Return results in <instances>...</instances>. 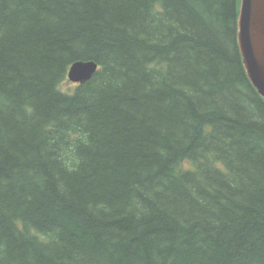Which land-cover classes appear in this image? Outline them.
<instances>
[{"label":"trees","instance_id":"trees-1","mask_svg":"<svg viewBox=\"0 0 264 264\" xmlns=\"http://www.w3.org/2000/svg\"><path fill=\"white\" fill-rule=\"evenodd\" d=\"M240 1L0 0V264H264Z\"/></svg>","mask_w":264,"mask_h":264},{"label":"water","instance_id":"water-1","mask_svg":"<svg viewBox=\"0 0 264 264\" xmlns=\"http://www.w3.org/2000/svg\"><path fill=\"white\" fill-rule=\"evenodd\" d=\"M238 44L247 76L264 98V0H241L238 17ZM93 62L77 61L69 69V79L83 84L97 72Z\"/></svg>","mask_w":264,"mask_h":264},{"label":"rangeland","instance_id":"rangeland-1","mask_svg":"<svg viewBox=\"0 0 264 264\" xmlns=\"http://www.w3.org/2000/svg\"><path fill=\"white\" fill-rule=\"evenodd\" d=\"M75 87V84H72V83H69L68 81H65L63 84H62V89L63 90H71V89H74ZM192 165L188 162L184 163L183 164V168L184 169H188L190 168Z\"/></svg>","mask_w":264,"mask_h":264},{"label":"bare ground","instance_id":"bare-ground-1","mask_svg":"<svg viewBox=\"0 0 264 264\" xmlns=\"http://www.w3.org/2000/svg\"><path fill=\"white\" fill-rule=\"evenodd\" d=\"M85 62H93V61H85ZM93 63H95V62H93ZM95 64H97V63H95ZM97 65H98V64H97ZM98 69H99V65H98ZM97 71H98V70H97ZM96 73H97V72H96ZM96 73H95V74H96ZM68 74H69V71H68ZM67 77H68V82H69V83H72V84H75V85H81L80 83L72 82V81L69 79V75H68ZM93 77H94V76H93ZM93 77H92V78H93ZM92 78H91V79H92ZM91 79H90V80H91ZM90 80H89V81H90ZM87 82H88V81H87ZM85 83H86V82H85ZM85 83H83V84H85ZM262 99L264 100L263 97H262Z\"/></svg>","mask_w":264,"mask_h":264}]
</instances>
